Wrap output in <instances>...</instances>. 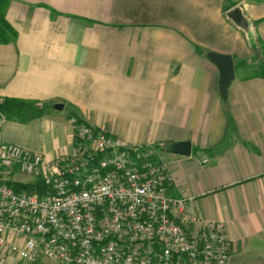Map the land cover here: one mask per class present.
Instances as JSON below:
<instances>
[{
	"label": "crops",
	"instance_id": "0c3cea01",
	"mask_svg": "<svg viewBox=\"0 0 264 264\" xmlns=\"http://www.w3.org/2000/svg\"><path fill=\"white\" fill-rule=\"evenodd\" d=\"M227 4L10 0L6 18L17 37L0 41V100H34L47 109L29 121L0 113V142L48 160L72 155L74 115L155 147L170 163L172 193L191 197L187 208L204 219L225 223L233 249L228 264H264V78L254 76L264 0ZM235 6L248 27L228 16ZM209 51L235 59L226 100ZM181 140H191V155L170 150ZM23 175L13 173L33 182Z\"/></svg>",
	"mask_w": 264,
	"mask_h": 264
},
{
	"label": "built area",
	"instance_id": "2783aa9c",
	"mask_svg": "<svg viewBox=\"0 0 264 264\" xmlns=\"http://www.w3.org/2000/svg\"><path fill=\"white\" fill-rule=\"evenodd\" d=\"M70 122L72 155L48 160L0 142L1 263H229L225 223L204 219L187 208L191 197L172 193L170 163L155 147L132 144L76 116ZM16 171L41 180L44 193L17 191L10 185L18 182Z\"/></svg>",
	"mask_w": 264,
	"mask_h": 264
},
{
	"label": "trees",
	"instance_id": "16d2710c",
	"mask_svg": "<svg viewBox=\"0 0 264 264\" xmlns=\"http://www.w3.org/2000/svg\"><path fill=\"white\" fill-rule=\"evenodd\" d=\"M10 0H0V41L7 42L14 40L17 37V32L6 18V9ZM231 7V6H230ZM226 8V10L230 9ZM261 51L258 56L254 57L259 60L258 67L254 72V76L264 78V44H261ZM247 61H242L238 65H245ZM46 105L34 100L5 98L0 100V113L11 119H18L21 121H29L31 119L40 117L46 112ZM74 116V115H72ZM79 119V118H78ZM80 122H83L79 119ZM171 145V144H169ZM17 191L31 190L44 193L46 188L41 180L35 182H10Z\"/></svg>",
	"mask_w": 264,
	"mask_h": 264
},
{
	"label": "water",
	"instance_id": "95a60500",
	"mask_svg": "<svg viewBox=\"0 0 264 264\" xmlns=\"http://www.w3.org/2000/svg\"><path fill=\"white\" fill-rule=\"evenodd\" d=\"M228 16L242 27H248V20L244 16L240 6H235L228 11ZM207 57L218 67L220 72L219 84L223 99H227L229 88L236 77V64L232 54L209 51ZM58 107H62L58 105ZM170 150L174 153L191 155V140L173 142Z\"/></svg>",
	"mask_w": 264,
	"mask_h": 264
},
{
	"label": "rangeland",
	"instance_id": "374dc122",
	"mask_svg": "<svg viewBox=\"0 0 264 264\" xmlns=\"http://www.w3.org/2000/svg\"><path fill=\"white\" fill-rule=\"evenodd\" d=\"M226 1L228 2V4H227V6H228V5H231L232 3L246 1V0H226ZM154 151L158 153V149L157 148H155ZM22 177H24V179L26 181H35L36 180L35 177L31 176V175H23Z\"/></svg>",
	"mask_w": 264,
	"mask_h": 264
}]
</instances>
